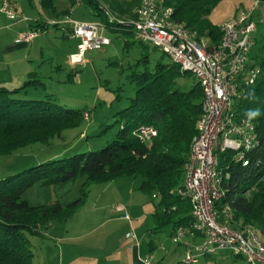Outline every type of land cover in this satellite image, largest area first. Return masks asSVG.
<instances>
[{"label": "trees", "instance_id": "trees-1", "mask_svg": "<svg viewBox=\"0 0 264 264\" xmlns=\"http://www.w3.org/2000/svg\"><path fill=\"white\" fill-rule=\"evenodd\" d=\"M39 1L45 8L53 9L54 0ZM68 1L71 5L88 6L95 17L101 18L103 28L135 35L132 23L137 17L140 0ZM220 1L162 0V6L171 8L172 22L187 30L193 41L216 48L221 37L220 27L212 24L209 16ZM18 7L19 4L17 18L11 22L26 19L17 14ZM71 13L65 11V17ZM56 24V28L65 25L71 37V25ZM144 61L147 63V57ZM247 67L257 68L259 73L253 85L237 88L234 119L245 118L253 123L255 146L244 152L240 161L237 154L229 150L218 154L222 196L215 207L229 206L237 228L252 229L264 244V45L256 47L255 39ZM188 74L164 57L156 60L151 69L145 67L141 72L132 73L130 77L136 83L135 96L119 113L121 123L115 139L98 151L46 161L0 180V264H34L29 237H42L46 229L64 224L81 203L78 199L67 205L56 202L30 206L23 195L34 183L49 186L84 178L83 185L109 184L120 178L139 176L138 189L157 199V208H163L154 213L152 232L170 226L172 239L180 227L188 233L193 232L191 204L182 196L181 189L184 166L198 133L203 95L196 80L186 82ZM41 79L31 72L19 88L7 89L0 84V156L12 155L33 144L49 145L54 139H62L64 131L78 127L82 120L89 121L86 112L65 109L51 97L45 100L20 98L27 88L43 86ZM254 110H259L260 115L249 119L246 114ZM146 127L156 132L150 141L139 137V131ZM244 161L246 166H243ZM195 235L200 234L192 233L186 237ZM188 248L190 246L184 248V254Z\"/></svg>", "mask_w": 264, "mask_h": 264}, {"label": "rangeland", "instance_id": "rangeland-1", "mask_svg": "<svg viewBox=\"0 0 264 264\" xmlns=\"http://www.w3.org/2000/svg\"><path fill=\"white\" fill-rule=\"evenodd\" d=\"M19 3L21 9L26 7L27 14L37 15L39 20H44L48 15L60 24L73 16L77 21L101 23V18L95 17L85 4L71 5L68 0H54L53 9H48L36 0L31 1L32 7L28 0H19ZM64 9L72 11L71 16L65 18ZM241 10H253L256 47L264 45V0H222L212 10L209 20L221 27L233 20ZM102 29L116 55L70 66L68 53H76L78 42L67 38L65 25H58L57 28L49 25L45 36H49L52 47L49 46L51 53L45 50V76L41 79L44 85L27 88L20 98L45 100L51 97L54 103L65 109L86 112L89 121L82 120L78 127L64 131L62 139H54L49 145L33 144L12 155L0 156V180L46 161L103 148L115 139L121 123L119 113L130 105V100L135 96L136 83L131 79V74L141 72L145 67L151 69L161 57L168 60L160 49L138 42L135 35ZM144 57H147V63ZM185 80L188 83L195 81L189 74ZM179 82L184 83V80ZM23 83L5 87L15 89ZM84 181V178H78L49 186L34 183L24 193L23 199L30 206L56 202L67 205L81 199L78 208L64 224L46 229L42 237H29L34 264H135L132 253L135 244L140 247L141 259L153 256L150 264L157 261L159 264H186L181 245L185 241L178 244L173 242L170 226L152 232L154 213L163 208H157L158 200L138 189L141 183L139 176L120 178L109 184L83 185ZM116 205L126 209L128 220L114 212ZM76 232L79 237L76 242L61 239V236L68 238ZM128 234L135 238L129 237L131 240H128ZM202 241V238L197 239L191 247L200 246ZM208 257L199 259L197 264H247L243 258L225 252Z\"/></svg>", "mask_w": 264, "mask_h": 264}, {"label": "built area", "instance_id": "built-area-1", "mask_svg": "<svg viewBox=\"0 0 264 264\" xmlns=\"http://www.w3.org/2000/svg\"><path fill=\"white\" fill-rule=\"evenodd\" d=\"M17 6V0H0V14L14 21ZM171 13V8L162 6V0H140L132 29L139 41L160 49L172 63L192 75L203 95L198 133L184 166L181 189L182 196L191 204L193 232L180 227L173 242L182 241L188 234L201 235L202 244L185 251L186 264H197L199 259L218 252L239 256L247 264H264V245L258 235L249 228L238 229L229 206L215 207L222 196L218 154L229 150L240 161L256 141L253 123L245 118L234 119L233 108L237 88L253 85L259 73L257 68L247 67L256 31L253 10L238 11L233 20L220 27L221 37L216 48L193 41L187 30L172 22ZM63 23L71 25V38L78 40L76 53L69 57L72 66L81 65L86 53L110 45V40L100 35L101 24L78 22L69 17ZM36 36L37 32H25L15 42L28 43ZM155 136L156 132L149 127L139 131V137L145 141ZM246 165L244 161L243 166ZM114 210L123 219H129L123 206L116 205ZM126 237L134 239L130 234ZM152 259V255L146 256L143 264H150Z\"/></svg>", "mask_w": 264, "mask_h": 264}, {"label": "crops", "instance_id": "crops-1", "mask_svg": "<svg viewBox=\"0 0 264 264\" xmlns=\"http://www.w3.org/2000/svg\"><path fill=\"white\" fill-rule=\"evenodd\" d=\"M31 1L32 0L30 1L28 0V4L30 5V7H32ZM36 1L39 2V0H36ZM18 4H19V7L17 10V14H19V16L26 18L27 21L11 22L4 15L0 14V84L4 86H11V85L18 84L19 82H24L27 76L31 72L38 74L41 78L45 76V72H44L45 71L44 65H45V59H46L45 56L47 57V53H45V50L51 53L50 51L51 49L49 46L52 47V43L49 41V36H45V32L48 31L49 25H52L53 27L57 25L50 16L47 15L44 18V20H39L37 15H31V13L27 14L28 12L26 11L27 9L26 7L21 9L19 0H18ZM76 4L79 5L80 3H76ZM65 10L67 9H64V11ZM88 22H93V21H88ZM37 23L41 25H46L48 27H45V28L37 27L36 25ZM30 30L37 31V36L32 41L28 43H21L19 46H16L14 42L12 43V40L15 41L16 39L15 37L13 38V36H18L20 33H25ZM68 32L66 34L67 38L71 41L75 40L78 42V40L72 39L69 36ZM100 35L102 37H105L103 34V31L100 32ZM74 53L75 51L73 52L70 51L68 53V56L70 57ZM115 55H116V52L112 48L111 42H110L109 46L101 49L100 51L86 53L84 56L83 63L81 65L87 64L93 60H104L107 58L109 59L111 58V56H115ZM115 213L121 214L117 212ZM199 238H201L200 235H195L194 237H190V236L185 237L182 240L185 242L182 243L181 245L183 248H185L186 246L191 247L192 244L195 241H197V239ZM61 239L67 242L73 243V242L78 241L79 237H78V233L76 232L74 235L68 238L61 236ZM127 239L131 240L129 238ZM149 246H151V243H149ZM148 248L151 249L150 247ZM132 249H134L132 251L134 263L143 264L144 259H141L140 257L141 250H140L139 245L135 244ZM152 261L153 259L150 262ZM158 262L159 261H157V263H154V264H159Z\"/></svg>", "mask_w": 264, "mask_h": 264}, {"label": "clouds", "instance_id": "clouds-1", "mask_svg": "<svg viewBox=\"0 0 264 264\" xmlns=\"http://www.w3.org/2000/svg\"><path fill=\"white\" fill-rule=\"evenodd\" d=\"M249 119H253L260 115L259 110L250 111L246 114Z\"/></svg>", "mask_w": 264, "mask_h": 264}]
</instances>
